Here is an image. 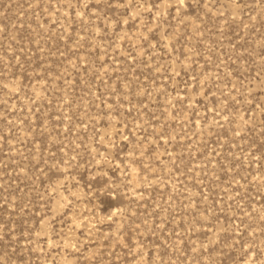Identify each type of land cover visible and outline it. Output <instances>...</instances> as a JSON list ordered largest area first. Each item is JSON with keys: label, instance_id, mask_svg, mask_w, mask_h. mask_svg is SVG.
I'll return each mask as SVG.
<instances>
[{"label": "rangeland", "instance_id": "rangeland-1", "mask_svg": "<svg viewBox=\"0 0 264 264\" xmlns=\"http://www.w3.org/2000/svg\"><path fill=\"white\" fill-rule=\"evenodd\" d=\"M0 264H264V0H0Z\"/></svg>", "mask_w": 264, "mask_h": 264}]
</instances>
